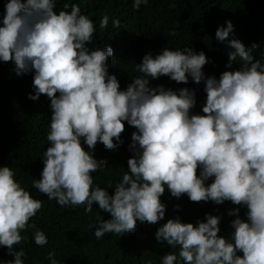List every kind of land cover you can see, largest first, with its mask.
<instances>
[{
	"label": "clouds",
	"instance_id": "9594fccd",
	"mask_svg": "<svg viewBox=\"0 0 264 264\" xmlns=\"http://www.w3.org/2000/svg\"><path fill=\"white\" fill-rule=\"evenodd\" d=\"M147 3L134 0L132 6L139 9ZM55 8L56 0H8L0 26V60L13 61L18 76L34 69L35 94L29 98H50V146L43 152L41 178L32 187L62 207L84 205L91 212L96 204L109 213L110 219L99 217L91 225L97 240L105 233L132 232L137 221L155 224L163 219L160 197L165 186L172 196L186 193L194 202L231 201L247 209L246 220L238 208L229 211L236 215L231 239L218 235V215L206 213L195 226L179 217L169 219L155 238L179 251L161 257L160 264H264V59L252 55L257 44L245 47L230 40L235 51L228 54L227 67L237 57L242 66L224 71L219 79L202 71L208 62L203 51L165 47L158 55L146 54L136 64L142 75L119 90L116 75L108 72L112 47L86 46L96 32L93 20L77 4L70 11L57 13ZM108 21L104 15L99 27L106 28ZM119 23L113 20L114 27ZM232 31L227 21L216 30V39L224 41ZM163 75L178 83H187L189 77L203 82L205 115H190L196 104L194 89L149 86L150 79ZM125 121L137 129L129 145L134 155L110 195L107 187L94 185L92 176L107 161L85 151L81 138L89 149L98 141L115 149L122 143ZM210 177L214 179L206 185ZM41 207L42 201L21 186L12 168L0 167V246L14 256L5 264H24V251L13 245L24 239L21 232L32 227L28 222ZM33 239L39 246L47 243L39 229ZM46 258L49 264H60L54 252Z\"/></svg>",
	"mask_w": 264,
	"mask_h": 264
},
{
	"label": "trees",
	"instance_id": "16d2710c",
	"mask_svg": "<svg viewBox=\"0 0 264 264\" xmlns=\"http://www.w3.org/2000/svg\"><path fill=\"white\" fill-rule=\"evenodd\" d=\"M8 0H0V26L5 14ZM134 0H56L57 13L60 10L70 11L72 4H77L82 13L89 16L96 26L93 41L89 48L112 47L113 55L108 58V72L115 74L120 85L119 90H126L133 82V77L142 75L136 71V64L151 53L153 56L163 48L190 47L195 52L203 51L208 62L202 71L207 76L219 79L224 71L239 70L242 66L239 57L229 63V53L235 51L229 41L240 40L245 47L257 44L252 55L264 59V0H148L139 9L133 8ZM174 4L175 7H170ZM68 5L67 8L64 6ZM109 17L106 28L101 29V18ZM113 20H119V26H113ZM231 21L233 31L224 41L216 39V30L226 27ZM175 32L172 36L170 33ZM35 70L23 75H16L15 64L9 60H0V167L9 166L15 172L21 186L30 192L35 199L42 201L41 209L30 218L21 232L22 241L13 245L14 250L22 249L25 253L24 264H49L47 255L55 253L60 264H160L161 257L169 252H177L166 241L157 242L155 232L169 219L179 217L182 223L204 221L205 214L221 216L219 236L231 239L234 229L231 221L236 215L229 211L239 209V217L246 220L247 209L243 205L224 201L194 202L187 194L174 197L165 186L160 200L165 205V216L157 223L137 221L135 230L121 236L105 233L97 240L93 234L99 217L107 220L110 214L100 210L94 204L91 212H85L84 205L62 207L47 195L32 187L33 180H39L44 167L43 152L50 146L47 140L52 111L50 98L41 94L36 100L29 95L35 94L33 78ZM149 86H163L166 90L188 88L195 90L196 104L190 109V115H205L202 108L206 103L204 83L196 84L191 77L187 83L176 82L167 75L150 79ZM59 95V93H57ZM120 134L122 143L115 149H107L97 142L94 149L83 143L85 151L94 158L106 160L103 170L92 173L94 185L107 187L109 194L114 193V186L120 182L128 170L127 161L134 153L129 149L134 126L124 122ZM114 143H117L113 138ZM199 168L197 175H199ZM210 177L205 184L213 181ZM179 206V207H177ZM41 230L47 237L43 246L35 244L33 233ZM237 255L242 256V252ZM4 246H0V264L13 260ZM183 264V262H181Z\"/></svg>",
	"mask_w": 264,
	"mask_h": 264
}]
</instances>
